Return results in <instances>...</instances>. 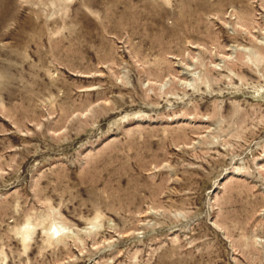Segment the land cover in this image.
Listing matches in <instances>:
<instances>
[{"label":"rangeland","instance_id":"rangeland-1","mask_svg":"<svg viewBox=\"0 0 264 264\" xmlns=\"http://www.w3.org/2000/svg\"><path fill=\"white\" fill-rule=\"evenodd\" d=\"M0 264H264V0H0Z\"/></svg>","mask_w":264,"mask_h":264},{"label":"bare ground","instance_id":"bare-ground-1","mask_svg":"<svg viewBox=\"0 0 264 264\" xmlns=\"http://www.w3.org/2000/svg\"><path fill=\"white\" fill-rule=\"evenodd\" d=\"M197 10V9H196ZM190 11H192V10H190Z\"/></svg>","mask_w":264,"mask_h":264}]
</instances>
